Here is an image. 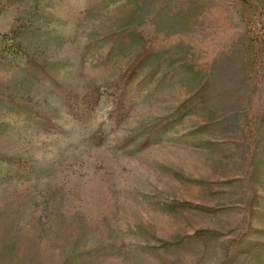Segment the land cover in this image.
I'll list each match as a JSON object with an SVG mask.
<instances>
[{
    "label": "rangeland",
    "instance_id": "374dc122",
    "mask_svg": "<svg viewBox=\"0 0 264 264\" xmlns=\"http://www.w3.org/2000/svg\"><path fill=\"white\" fill-rule=\"evenodd\" d=\"M0 264H264V0H0Z\"/></svg>",
    "mask_w": 264,
    "mask_h": 264
},
{
    "label": "trees",
    "instance_id": "16d2710c",
    "mask_svg": "<svg viewBox=\"0 0 264 264\" xmlns=\"http://www.w3.org/2000/svg\"><path fill=\"white\" fill-rule=\"evenodd\" d=\"M17 162H19V161H17V160H10V163L11 164H18V165H22V166H24L25 164H22V163H17Z\"/></svg>",
    "mask_w": 264,
    "mask_h": 264
}]
</instances>
